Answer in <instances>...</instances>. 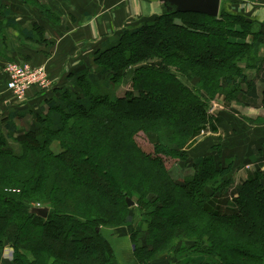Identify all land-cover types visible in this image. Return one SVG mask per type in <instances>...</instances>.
Wrapping results in <instances>:
<instances>
[{
	"label": "trees",
	"instance_id": "1",
	"mask_svg": "<svg viewBox=\"0 0 264 264\" xmlns=\"http://www.w3.org/2000/svg\"><path fill=\"white\" fill-rule=\"evenodd\" d=\"M0 10V32L16 28L10 0H0ZM223 13L213 17L205 13L165 12L144 20L137 27L123 29L95 50L91 57L93 70L77 76V89H67L60 96L49 98L47 111L36 113L35 127L15 139L19 149L11 146L0 133V257L4 245L9 243L14 248L16 264H118L101 226L114 219H119L117 225L129 221L128 212L135 205L128 206L125 199L132 200L136 192L144 198L142 204L147 205L139 223L131 228L134 217L128 224L133 229L130 232L136 245L133 255L139 264H151L176 239L194 241L185 249L179 248L176 254L194 249L205 256L186 264H264L262 173L248 176L235 187L234 159L223 160L222 147L218 146L209 154L194 158L195 173L187 176L182 184H176L163 167L162 158L145 153L132 139L135 131L157 130L155 126L133 124L137 120L163 119L181 126L196 114L197 124L187 139L198 138L206 123L212 131L216 129L215 119L211 120L205 113L206 101L191 94L175 72L159 71L164 67V60L177 62L181 69L189 64L201 70L185 68L186 80L188 74L194 73L230 98L244 93L238 78L245 82L247 75L237 64L248 51L259 52L260 32H253L254 21L248 16L231 9ZM222 16L236 19L238 23L227 22ZM162 27L168 29V37L150 43L145 52L134 50L130 42L157 40L163 36ZM33 31L42 33L43 29L37 25L28 30L21 28L25 38L39 41ZM201 39H206L204 48H213L209 51L215 71L206 69L208 64L199 63L202 53L179 49L184 40ZM150 53L161 60L143 65L141 61ZM262 63L264 58L259 57L254 65L259 68ZM105 76L109 77L112 88L102 87ZM222 81L226 86L219 84ZM122 84L129 88L117 96L114 89ZM262 96L264 103V88ZM176 103L182 104L185 115L175 114ZM137 112L141 113L134 114ZM8 118L7 129H14ZM54 138L61 145L58 152L49 145ZM161 146L155 150L167 155L172 153V146ZM38 191H43L45 196L41 204L49 209L47 218L29 212L33 205L24 200ZM173 191H179L181 199L190 203L187 206L177 203L178 211L170 214L168 220H161L159 212L177 202ZM149 195V199L145 198ZM250 195L254 196L250 208L257 213L248 219L245 208ZM70 201L80 208L67 209ZM199 216L207 217L214 226L194 221ZM144 235L142 244L138 239ZM28 252L32 260L26 258Z\"/></svg>",
	"mask_w": 264,
	"mask_h": 264
},
{
	"label": "rangeland",
	"instance_id": "2",
	"mask_svg": "<svg viewBox=\"0 0 264 264\" xmlns=\"http://www.w3.org/2000/svg\"><path fill=\"white\" fill-rule=\"evenodd\" d=\"M262 1L264 0H221V4H220V9H219V15L224 14L223 12H225L226 10H235L238 11L236 9H240L241 6L245 3H248L249 6H255L258 2L262 3ZM124 4V3H123ZM247 5V4H246ZM50 4L48 2V0H27L26 3L20 2L19 0H10V9H11V17L17 18L20 22L21 19L23 20H27L29 21L30 18H36L38 19L40 16L46 17L50 22L52 23H57L60 19H62V12L61 11H49L50 9ZM1 11V10H0ZM243 13V12H242ZM247 16V14H244ZM223 17V16H222ZM1 15H0V23L2 22L1 19ZM87 18L86 16H84L83 19ZM153 17L147 18V19H152ZM144 19V18H142ZM140 19V20H142ZM136 24V25H132L130 27L124 28V29H130L132 27H137L139 26L142 22H144V20L140 21ZM223 20L229 22L232 21L231 23L235 22L238 23V21L236 19H231L230 17L227 18V16L223 17ZM164 27H162L163 29ZM252 30L254 33H258L259 32V26L252 24ZM164 31L162 32L163 36H160L159 39L157 40H153V39H148L149 41L144 40L143 42H141V44H138L136 41H132V43L130 42V44H134V50L136 49L137 53L140 52H145L148 48H149V44H154V42L161 40L164 36L168 37L170 35V33L168 32V29H163ZM11 33H13V37L16 38V42H20V47L17 50V55L15 54L14 56H10V57H6L3 56L2 53H5L6 51L4 49L6 48H0V56L5 57V64L3 65V73H4V67L10 63H14V62H23L26 64H29L30 66H35V67H44L46 69L47 74L49 75V77L51 79H53V77L51 76V74H49L48 69L46 64H40L37 65L35 64V62H32L30 60L28 61H24L21 58V54L20 51L24 50V49H30L31 47H34L36 49H38L39 51H43V47H45V45H48V42L46 41V43L43 45L42 43H34L36 41L33 42H27L19 33V30L17 28H12V30H10ZM1 34H3L4 36L8 34L7 30H3L2 32H0V36ZM120 34V33H118ZM116 37V36H115ZM111 38V37H110ZM206 40V39H205ZM205 40L201 39V40H193V41H187L184 40L183 42L180 43L179 45V49L181 48V50H190V51H198L200 53H202V58L199 60V63H205L208 64V66H206V69H210V71H215V67H213V61L211 60L212 56H211V51H209V49L204 48L202 46L203 42H205ZM259 40V38H258ZM6 42L9 41L8 38H6L5 40ZM42 45V46H40ZM264 48V46H263ZM262 48V44L261 47L259 49V52L257 54H252L251 52H247L246 56L243 55L240 57V62L237 64L238 67L242 70V72H244V74L247 75V73H251V71L254 74H259L262 72V67L264 66V63L259 65V68L255 67V61L257 58L262 57L264 58V56H262V53L264 52V49ZM45 49V48H44ZM126 50H128V48L125 47ZM207 49V50H206ZM213 49V48H211ZM210 49V50H211ZM45 55H49L51 54V52H48V50H46ZM154 55V54H153ZM150 54H147L146 56H148V58L144 59L143 61V65H152L154 62H158L159 60H161L160 57L157 56H153ZM245 57V58H244ZM14 58L17 59L16 61H14ZM217 58V56H216ZM213 58V59H216ZM164 67L163 68H159L160 70L163 71H172L176 73V77L177 78H182V81L185 82V85L187 87L188 90H190L191 94L196 95L198 98L200 97L201 99H203V101H206V105H205V113L206 115L211 119H218L220 116H223L224 113H228V115H233V117L237 120L238 125L242 126L243 128V132H238L236 134L237 136V140L238 142L241 141V147L242 145L244 146V144L247 145V143L249 142L248 139V130L246 129V125L250 124L253 126H256L258 129H260V127L264 126V103H263V96H262V92L263 89L260 91V97L261 99H255V98H251L250 97H246V93H249V89L252 87V83H251V76L247 75V79L244 81H241L240 78H238V83L240 84V86H242L244 93L240 94L237 98H230L229 95L224 94L219 92L218 89H216V87L212 84L209 83L208 81L204 80L205 78H200L198 75H195L194 73L192 75L188 74L187 80L186 78H184V76H187V74H184L185 72V68H190L195 70V72L197 71H201L198 68H193L192 66H190L189 64L186 65L187 67L183 66L184 69H181V65H178V63H172V62H168L167 60H164L163 63ZM208 72V71H207ZM189 73V72H188ZM202 73L205 74L206 70H202ZM5 75V73H4ZM7 76V75H6ZM202 79V80H201ZM222 79V78H220ZM109 77H103L102 81V87L105 88H112L110 81H109ZM187 82H186V81ZM7 82V79H6ZM5 82V83H6ZM105 84V85H104ZM222 86H226V84L219 83ZM121 86V85H120ZM117 86V88H115V94L118 92L120 94H124L125 91V87H123L124 85H122L121 87ZM32 87H36L37 89H39L40 91H44L43 89L39 88L37 85H32L31 87H29L28 89L30 90ZM80 87V86H79ZM0 88H3L2 85H0ZM6 88H7V84H6ZM8 90V89H7ZM28 90V91H29ZM27 91V92H28ZM9 92L12 95V92L9 90ZM26 92V94H27ZM253 96V93H249ZM6 96L4 97L5 99H8L7 93L5 94ZM13 97V95H12ZM14 98V97H13ZM248 99L245 100V99ZM4 99V100H5ZM249 102V103H248ZM248 103V104H246ZM246 104V105H245ZM211 105H213V107H211ZM141 113V112H140ZM139 112L134 113V114H140ZM146 113V112H145ZM175 114H181V115H185L186 111L183 110V106L182 104L176 103V113ZM197 116L196 114L193 116H191V118L188 120V123L185 125H171L169 124V122L166 120H137L135 122H133V124H140L142 126L147 127L148 126H155V128L157 130H151V129H147V131L145 130H138L135 131L132 135V139L135 143H137L138 146H140V148H142V150L145 153H150L152 155H157L159 157L162 158L163 161V167L166 169V171H168V173L171 176V181H174L176 184H182L184 179L187 176H191V174L195 173L193 164H192V160H194V158L197 157H201L203 156V154L205 153V151H207L206 153H210L212 152L215 147H222V149L224 147H227V145H233L235 142H237V140H233V136H232V142L227 143L225 141V139L221 140L218 139L216 141L219 142H215V141H211V140H206L208 138V134L210 133H206L204 134V136H200L196 139H187V136H189V132L190 130L193 128V125L197 124ZM184 123V122H183ZM189 125V126H187ZM187 126V127H186ZM245 128V129H244ZM256 132H258L259 130H255ZM260 136V135H259ZM58 139V138H57ZM56 138H54L49 145H51V148L55 151L58 152L61 150V145L60 143L57 141ZM216 143V144H215ZM164 144L165 146H172L171 149L173 150L172 153L170 155H167L166 153L163 154L156 151L155 148L157 146L160 145V147H162L161 145ZM218 147V148H219ZM245 147V146H244ZM175 150V151H174ZM224 150V154L228 155V153H230L229 150ZM174 152V153H173ZM230 156V155H228ZM220 160V159H219ZM219 160L217 159V161L219 162ZM222 160V159H221ZM224 160V159H223ZM237 159L236 161L234 160V167L236 165V163L238 162ZM21 163H27L26 161H22ZM30 165V161L28 163ZM56 165V163H53ZM143 167H145V165H143ZM150 168V166L148 165L147 168ZM235 169V168H234ZM263 174L264 177V173L261 172ZM237 175V170H234V180L233 183L235 185V187H238L241 185L242 179L239 178V176ZM63 178V177H62ZM211 182V181H210ZM9 191L11 189H8ZM12 191H17L15 189H13ZM173 194V198L177 200V202L174 201V203L172 204L173 207H167L165 210L163 209L162 212H159L162 216H161V220H168L173 212H177L178 210L176 209L177 203L182 205L184 204L185 206H187L190 201L187 199H181V195L180 192L178 191L177 193H174V191L172 192ZM29 196V195H28ZM33 197V198H31ZM30 198L25 197V201L27 204L29 205H37V206H42V199L45 198L43 191H38L34 196L31 195ZM151 196L149 195V197H145V198H150ZM249 200L246 202V206L247 208L246 211L248 213V219H249V215H253L254 213H257L255 211H253V208H250V203L253 202L254 200V196L250 195L248 196ZM143 199L139 197V195L134 192L133 193V197H132V201H137V203H135L134 201V207L135 209H130L128 214H130L131 219H129V221H127L124 224L121 225H117L116 223L119 222V219H114L115 221H113L110 224L107 225H103L101 226V229L103 230L105 236L108 238L109 242L112 244L113 247V253L115 255V258H117V262H119L118 264H139L137 259L134 257L133 253H134V249L136 247L135 243L132 242L131 237H130V232L133 231V229H130L128 224L133 221V218L135 217L134 223L131 226V228L133 226H136L139 221L142 219L141 217V213L144 212V209L147 208L146 204H142L143 203ZM139 204V205H138ZM254 204V203H253ZM144 207H143V206ZM131 207V206H130ZM133 207V208H134ZM189 207H192V205L190 204ZM66 208H72L74 210L80 208V205H77V203H72L71 201L66 205ZM142 208V210L140 211V209ZM110 214V212H109ZM111 218V216H110ZM202 218V219H201ZM175 218H172V220ZM197 223H199V221L205 225L206 222L207 224H212V221L210 219H208L207 217H197L196 220ZM196 223V224H197ZM199 225V224H197ZM214 226V224H212ZM200 226V225H199ZM143 230L146 231V224H143L142 226ZM37 236V235H36ZM36 236H34V239L36 238ZM145 236L140 237L138 240L144 244V240H145ZM136 241L139 243V241ZM140 244V243H139ZM193 242H188L186 240L183 239H179V240H175L173 243V246L168 249L166 248L164 252H161L157 255V258L154 259L153 262H151V264H186V263H190L193 262L195 260L198 259H204L205 256L202 255L201 252H199L198 250H183L180 251L179 253L176 254V251L179 250V248H184L186 245H193ZM10 247L11 251H12V264H16L15 261L13 260V251L14 248L13 246H11L9 243L4 245V248L2 250V254L5 248ZM1 254V257H2ZM1 257H0V264H1ZM122 257L124 258V260H121ZM26 258L28 260H32V255L30 252L26 253ZM41 259L43 260V257H41Z\"/></svg>",
	"mask_w": 264,
	"mask_h": 264
},
{
	"label": "crops",
	"instance_id": "3",
	"mask_svg": "<svg viewBox=\"0 0 264 264\" xmlns=\"http://www.w3.org/2000/svg\"><path fill=\"white\" fill-rule=\"evenodd\" d=\"M48 2L50 11L62 12V19L58 21V24L50 22L43 16L38 19L30 18L29 21L21 19L20 22L16 18V28L18 30L20 28L19 34L27 42H32V39L25 38L21 28L28 30L37 25L43 29V34L33 31L37 39L41 40L40 42L45 41L42 42L43 45L46 41L48 42V45L43 47V51L31 47V50H21L20 54L21 57L27 58L37 65L46 64L49 74L53 77L54 83L51 88L40 91L36 87H32L23 100H15L6 88V75L3 73V65L6 62L3 56L8 58L17 55V50L20 47V42H16V38L10 31L12 27L5 28L8 34L3 36V41L0 44L1 49L6 48L4 49L6 52L0 56V85L3 86L0 88V133L16 149H19V146L15 143V139H19L25 130L35 127L36 113L40 110H43V113L47 111L49 98L58 97L67 89H77V76L93 70L92 54L100 48L104 40L115 37L124 28L136 25L142 18L147 19L165 13V6L161 0H48ZM246 4L244 3L240 9L236 10L241 14H247L248 18L253 19V24L259 26V40L263 48L264 1L258 2L255 6ZM84 16L87 18L83 19ZM6 38L9 39L8 42L5 41ZM39 41L33 42L41 44ZM46 50L51 54L45 55ZM262 56H264V52ZM247 75L251 76L252 87L248 91L253 93V96L246 93V97H250V100L251 98L261 99L260 91L264 88V66L261 73L254 74L251 71ZM123 87L125 90L129 88L127 85ZM6 93L8 99L4 98ZM116 95L122 94L117 92ZM245 100L248 101L247 98ZM8 117L11 118L14 129H7L6 119H9ZM214 121L216 129L210 131L206 140L218 142L216 140L225 139L227 143H231L233 140H237L238 132L244 131L233 115H228V113H224ZM246 126V129H249L247 145L244 144L245 147L243 145L241 147V141L237 140L233 145L228 144L221 152L222 159L228 158L235 161L240 159L236 163L235 169L237 170L236 176L242 180L256 172L264 173V126L260 129L250 124ZM225 149L230 151L228 153L230 156L224 154ZM206 152L203 155L207 154ZM11 254L10 247L5 248L1 264H12ZM121 260L124 258L122 257Z\"/></svg>",
	"mask_w": 264,
	"mask_h": 264
},
{
	"label": "built area",
	"instance_id": "4",
	"mask_svg": "<svg viewBox=\"0 0 264 264\" xmlns=\"http://www.w3.org/2000/svg\"><path fill=\"white\" fill-rule=\"evenodd\" d=\"M4 73L7 75V89L12 92L15 100H23L28 88L37 85L39 88L49 89L53 86V80L49 77L44 67L30 66L23 62H14L4 67ZM213 107V105H211ZM211 129L206 123L204 130L199 134L204 136L210 133Z\"/></svg>",
	"mask_w": 264,
	"mask_h": 264
},
{
	"label": "water",
	"instance_id": "5",
	"mask_svg": "<svg viewBox=\"0 0 264 264\" xmlns=\"http://www.w3.org/2000/svg\"><path fill=\"white\" fill-rule=\"evenodd\" d=\"M165 6V12H195L205 13L210 16H217L221 0H161ZM128 206H133L134 202L130 198L125 199ZM48 207L46 206H32L29 212L40 217L47 218Z\"/></svg>",
	"mask_w": 264,
	"mask_h": 264
}]
</instances>
